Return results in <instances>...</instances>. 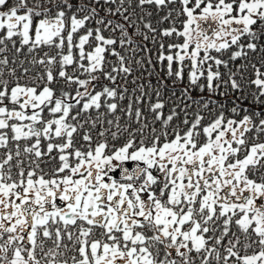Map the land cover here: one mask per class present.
Returning a JSON list of instances; mask_svg holds the SVG:
<instances>
[{"label": "snow or ice", "instance_id": "1", "mask_svg": "<svg viewBox=\"0 0 264 264\" xmlns=\"http://www.w3.org/2000/svg\"><path fill=\"white\" fill-rule=\"evenodd\" d=\"M0 264H264V0H0Z\"/></svg>", "mask_w": 264, "mask_h": 264}, {"label": "trees", "instance_id": "2", "mask_svg": "<svg viewBox=\"0 0 264 264\" xmlns=\"http://www.w3.org/2000/svg\"><path fill=\"white\" fill-rule=\"evenodd\" d=\"M183 87V85H177V88ZM227 100H230L231 98H226Z\"/></svg>", "mask_w": 264, "mask_h": 264}]
</instances>
